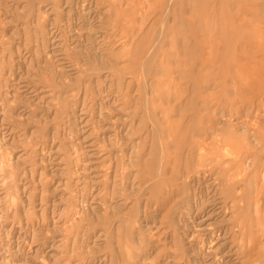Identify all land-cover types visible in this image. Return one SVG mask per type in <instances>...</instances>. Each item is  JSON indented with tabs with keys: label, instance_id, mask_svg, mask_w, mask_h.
<instances>
[{
	"label": "rangeland",
	"instance_id": "1",
	"mask_svg": "<svg viewBox=\"0 0 264 264\" xmlns=\"http://www.w3.org/2000/svg\"><path fill=\"white\" fill-rule=\"evenodd\" d=\"M263 39L264 0H0V264H264V192L169 179L210 125L258 153Z\"/></svg>",
	"mask_w": 264,
	"mask_h": 264
},
{
	"label": "bare ground",
	"instance_id": "2",
	"mask_svg": "<svg viewBox=\"0 0 264 264\" xmlns=\"http://www.w3.org/2000/svg\"><path fill=\"white\" fill-rule=\"evenodd\" d=\"M204 4V3H203ZM229 8V7H228ZM180 9V8H179ZM209 9V8H208ZM242 11V10H240ZM244 11V10H243ZM243 11L241 13H243ZM192 16V15H191ZM193 17V16H192ZM191 17V18H192ZM204 17V16H203ZM206 17L203 18V20ZM119 20V19H118ZM190 21V19H188ZM199 20V19H198ZM132 21V20H131ZM194 21V20H193ZM125 22V21H124ZM128 22V21H127ZM126 22V23H127ZM167 22V21H166ZM186 22V21H185ZM198 22V21H197ZM200 22V21H199ZM201 22H203L201 20ZM120 23V21H119ZM129 23V22H128ZM127 23V25H128ZM189 24V23H188ZM222 24V23H221ZM242 24V23H241ZM130 25V24H129ZM166 25V24H165ZM163 25V27L165 26ZM122 26V25H121ZM217 26V25H216ZM128 27V26H127ZM190 27V26H189ZM129 28V27H128ZM188 29V27H186ZM127 29V28H126ZM180 29V27H179ZM216 29V28H215ZM120 30V29H119ZM189 30V29H188ZM134 31V30H133ZM186 31V30H185ZM132 32V30L130 31ZM223 32V30H222ZM135 33V32H134ZM127 34V33H126ZM224 32L222 33V35ZM160 35V33H159ZM166 35V34H164ZM135 36V35H134ZM217 36V33L215 37ZM159 37V36H158ZM166 37V36H165ZM133 38V37H131ZM161 38V37H160ZM165 39V38H164ZM214 39V38H213ZM217 39V38H216ZM128 40V39H127ZM215 40V39H214ZM212 40V41H214ZM219 40V38H218ZM262 40V39H261ZM232 41V40H229ZM242 41V40H241ZM158 42V41H157ZM219 42V41H218ZM264 42V39L263 41ZM205 43V42H204ZM215 43V42H214ZM242 43V42H241ZM207 45V44H206ZM243 45V43H242ZM220 46V44L218 45ZM241 47V46H240ZM210 50V49H209ZM144 51V49H143ZM152 51V50H151ZM144 53V52H143ZM218 53V52H217ZM216 53V54H217ZM141 54V52H140ZM146 54V53H145ZM150 54V53H149ZM141 57V56H140ZM146 57V55H145ZM148 57V56H147ZM150 57V56H149ZM138 59V58H137ZM144 59V58H143ZM188 59V58H187ZM202 63V62H201ZM203 64V63H202ZM260 66V65H258ZM202 67V66H201ZM260 69V68H257ZM258 72V71H257ZM258 75V74H257ZM256 75V76H257ZM264 75V74H263ZM259 76V75H258ZM260 77V76H259ZM243 87V86H242ZM150 93V92H149ZM167 102V99L165 100ZM156 107V106H155ZM145 109V108H144ZM149 111V110H148ZM165 111V110H164ZM148 113V112H147ZM167 114V113H166ZM147 116V115H146ZM146 123V122H145ZM159 123V122H158ZM244 123V122H243ZM242 123V124H243ZM208 124V123H207ZM210 124V123H209ZM208 124V125H209ZM158 125V124H157ZM237 125V124H236ZM240 126V125H238ZM249 126V125H248ZM247 126V127H248ZM251 126V125H250ZM254 126V124H253ZM256 126V125H255ZM152 127V126H151ZM226 126L221 127L219 124L218 125H210L206 130H194L193 134L191 136L192 141H191V149L192 151L195 150L196 145H199L200 148H202V151L197 153L195 156H191L189 159V165L185 166L183 169L178 171L177 173H171L169 179L170 180H182V183L178 182L176 187L178 186H188V184L196 185V183H199L202 179L205 180L206 176L210 177H216V173L224 170L227 171L228 174L221 179L219 182H217V186H220L221 190H223L226 193L225 199H229L230 203L232 204L235 213L237 211L239 214L243 212L246 208L250 209L251 207H254L257 212L260 213V208L262 206V202L260 200V195L264 192V137H256L255 139V146L259 144L260 146L257 148L258 153L251 155L248 152H245V148L247 146H251V144H243L241 146H237V151L232 152L235 156L232 158H225L221 155H214V156H209L205 155V151L209 150L210 147L213 145H216L214 147L217 148H223V141L221 138V135L224 132ZM252 127V126H251ZM250 127V128H251ZM153 128V127H152ZM160 128V127H159ZM249 128V129H250ZM258 128V127H257ZM140 129V128H139ZM144 129V128H143ZM174 129V128H173ZM244 129V128H243ZM169 130V129H168ZM176 130V129H175ZM185 133H186V129ZM188 130V129H187ZM230 130V129H229ZM258 130V129H257ZM158 131V130H156ZM228 131V130H227ZM231 131V130H230ZM233 131H235L233 129ZM253 131V129H252ZM263 131V130H262ZM176 132V131H175ZM245 132V131H244ZM254 132V131H253ZM252 132V133H253ZM229 133V132H228ZM232 133V132H231ZM159 134V133H158ZM235 134V133H234ZM232 134V135H234ZM251 134V133H250ZM147 136V135H146ZM202 136V137H201ZM238 136V135H237ZM255 136V135H254ZM173 137V135H172ZM239 137V136H238ZM252 138V137H251ZM231 142H233L235 139L233 138H228ZM175 140V139H174ZM173 140V141H174ZM238 140V139H237ZM245 140V139H244ZM160 141V139H159ZM236 141V140H235ZM181 141L179 140V143ZM240 143V141H238ZM236 144V142H234ZM245 143V141H244ZM161 144V143H160ZM165 144V143H164ZM166 145V144H165ZM237 145V144H236ZM180 146V145H179ZM198 146V147H199ZM227 146V145H226ZM173 147V146H172ZM141 148V147H140ZM166 148V146H165ZM228 148V147H227ZM168 149V147H167ZM198 149V148H197ZM140 150V149H139ZM156 150V149H155ZM211 150V149H210ZM228 151V149H226ZM225 151V150H224ZM230 151V150H229ZM154 152V151H153ZM187 152V151H185ZM207 152V151H206ZM226 152V151H225ZM155 153V152H154ZM167 153V152H166ZM157 154V153H156ZM188 154V153H187ZM220 154V153H219ZM158 155V154H157ZM162 155V153H161ZM230 155V154H229ZM231 156V155H230ZM254 157L253 159H249L250 157ZM157 157V156H155ZM154 157V158H155ZM149 158V157H148ZM157 160V159H156ZM141 161V160H140ZM139 162V161H138ZM161 162V161H160ZM156 163V162H155ZM187 163V162H186ZM185 163V164H186ZM153 166V163H152ZM162 166V165H161ZM148 168V167H147ZM155 169V167H153ZM149 170V169H148ZM157 170V169H156ZM150 171V170H149ZM142 173V172H141ZM149 174V173H148ZM156 175V174H155ZM215 175V176H214ZM194 177H197V180L194 181ZM209 177V178H210ZM158 179V178H157ZM145 180V179H144ZM161 181V180H160ZM209 182V181H207ZM210 183V182H209ZM146 184V182H145ZM144 184V185H145ZM240 184H245L246 188H240L237 190V185ZM201 185V183H200ZM204 185V183H203ZM143 186V185H142ZM161 186V185H160ZM210 186V185H209ZM147 187V186H146ZM145 187V188H146ZM159 187V186H157ZM199 187V186H198ZM204 187H206L204 185ZM212 187V186H211ZM139 188V187H138ZM168 188V187H167ZM215 189V186H214ZM218 190V188L216 187ZM159 190V189H158ZM162 190V189H161ZM164 190V189H163ZM162 190V191H163ZM200 190V189H199ZM205 190V189H204ZM204 190H202L204 192ZM207 190V188H206ZM138 191V189H137ZM157 191V190H156ZM198 191V190H197ZM201 191V190H200ZM161 192V191H160ZM200 193V192H199ZM212 193V192H211ZM197 193H195L196 195ZM208 194V193H207ZM255 194L254 196H252ZM153 195V194H152ZM210 195V194H209ZM181 197V196H180ZM186 197V196H185ZM185 197L182 199V202L185 200ZM205 197V196H204ZM206 198V197H205ZM208 198V197H207ZM206 198V199H207ZM214 198V197H213ZM180 199V198H179ZM199 200V199H198ZM211 200V199H210ZM214 201V200H213ZM177 202V201H176ZM175 202V203H176ZM181 202V201H180ZM216 202V201H215ZM221 202V201H220ZM174 203V204H175ZM174 206V205H173ZM193 206V205H192ZM147 207V206H146ZM174 209V208H173ZM193 209V208H192ZM188 212V211H187ZM188 216V215H187ZM190 217V216H188ZM239 215L237 214L238 221L236 222L237 227H238V233H241L245 235L246 233L252 232V233H257L258 235H263L262 232H264V227L263 229L260 228V223L259 221L254 225L252 223V220H250L249 223H244L239 219ZM174 219V218H173ZM193 219V218H192ZM195 219V218H194ZM260 220V219H259ZM181 221V220H180ZM173 223V222H172ZM133 227V226H132ZM185 227V226H184ZM198 227V226H197ZM197 229V228H195ZM199 229V228H198ZM225 230V229H224ZM112 231V230H111ZM206 232V231H205ZM213 232V231H212ZM194 233V232H193ZM193 235V234H192ZM207 235H212L211 231ZM115 236V235H114ZM259 239L257 237L256 239H253V242L255 243L256 240ZM204 243V242H203ZM253 243V245H254ZM253 245H250V249H252ZM199 247V246H198ZM115 248V247H114ZM113 248V250H114ZM116 250V248H115ZM115 252V251H114ZM259 254V253H258ZM260 255V254H259ZM201 256V255H200Z\"/></svg>",
	"mask_w": 264,
	"mask_h": 264
}]
</instances>
